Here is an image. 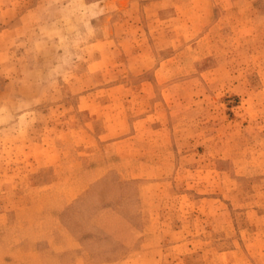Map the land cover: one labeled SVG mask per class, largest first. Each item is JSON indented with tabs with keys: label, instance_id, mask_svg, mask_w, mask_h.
Here are the masks:
<instances>
[{
	"label": "rangeland",
	"instance_id": "rangeland-1",
	"mask_svg": "<svg viewBox=\"0 0 264 264\" xmlns=\"http://www.w3.org/2000/svg\"><path fill=\"white\" fill-rule=\"evenodd\" d=\"M0 264H264V0H0Z\"/></svg>",
	"mask_w": 264,
	"mask_h": 264
},
{
	"label": "crops",
	"instance_id": "crops-1",
	"mask_svg": "<svg viewBox=\"0 0 264 264\" xmlns=\"http://www.w3.org/2000/svg\"><path fill=\"white\" fill-rule=\"evenodd\" d=\"M118 128H120V127H104V131H102V133L99 135V137L100 138H108L107 140L110 142V143H108L107 145H110V146H115L116 148H121L123 145H126L127 143H132V141L133 140H135V139H137L138 137H140V133L137 131V127H133V128H135L136 129V131L135 132H129V134L128 135H124V136H121V135H115V136H109V133H111L112 131H116ZM123 128V127H122ZM134 144H135V142H134ZM113 153H111V154H109V155H112ZM108 170H112V169H108ZM111 172H114V171H111ZM108 173V172H107ZM116 177V176H115ZM108 178V177H107ZM107 178H104L103 180H101V182L102 181H104V180H106ZM116 178H118L120 181H123V180H121L119 177H116ZM138 178L139 177H137V176H135V175H132V176H130L129 178H128V180H129V182H134V181H137L138 180ZM87 181V180H86ZM95 181H97V179L96 178H93L92 180H90V183H93V182H95ZM88 182V181H87ZM124 182V181H123ZM58 230H59V232H60V234H62V231H61V228L59 229L58 228ZM38 243H31V245H34V246H36ZM44 246H42V247H39V248H43V247H45V248H50L49 247V245H47V243L46 242H44ZM39 248H38V250H39ZM37 250V251H38ZM52 250H54V251H58V250H62V249H54L53 247H52ZM34 256V255H33ZM34 258V257H33Z\"/></svg>",
	"mask_w": 264,
	"mask_h": 264
}]
</instances>
